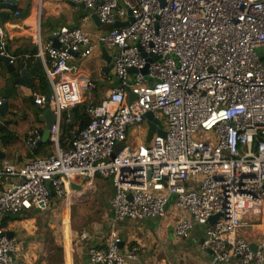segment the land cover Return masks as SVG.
<instances>
[{"label":"built area","instance_id":"2783aa9c","mask_svg":"<svg viewBox=\"0 0 264 264\" xmlns=\"http://www.w3.org/2000/svg\"><path fill=\"white\" fill-rule=\"evenodd\" d=\"M67 2L85 12L83 23L96 16L106 30L92 38L80 27L62 26L55 47L42 43L43 14L38 20L32 43L51 92L49 108L42 94L32 96L54 117L48 136L54 152L22 165L0 162V264H18L16 239L2 227L6 217L43 213L52 196L68 197L75 179L96 177L111 184L113 225L160 221L173 205L181 215L174 235L186 239L193 224L205 226L219 215L201 242L209 264H264V231L255 234L264 229V0ZM5 38L0 26V57H9ZM98 47L114 53L116 84L87 107L88 125L62 141L63 115L95 88L69 61L87 59ZM147 114L158 124L144 144ZM119 244L112 229L105 247L89 251L91 262L136 260L135 247L122 252Z\"/></svg>","mask_w":264,"mask_h":264},{"label":"crops","instance_id":"0c3cea01","mask_svg":"<svg viewBox=\"0 0 264 264\" xmlns=\"http://www.w3.org/2000/svg\"><path fill=\"white\" fill-rule=\"evenodd\" d=\"M3 1L5 0H0V5ZM16 10L19 12L17 16L7 7L0 10V26L9 41L8 51L16 57L11 74L7 66L0 62V93L8 80L20 75L24 63L28 64L26 70L29 77L37 79V84L25 91H22L20 85H16L15 89H19L18 93L14 92L16 101L10 100L9 108L4 115H0V162L6 159L22 165L35 157H47L54 152L48 140L41 142L49 120L47 113H52L34 105L32 96L35 92L43 96L46 94L39 81L41 77H45L43 63L37 56V46L32 43L41 14V41L51 42L55 47L58 46L55 34L62 26L80 27L92 38L103 33L106 28L100 25L95 16H90L83 23L81 18L85 12L72 10L67 0H18ZM103 49L98 47L87 59H80L75 55L69 61L70 66L77 68L81 80L94 83L95 88L83 94L82 103L87 106L100 104L110 87L116 84L113 75L114 53L105 49V54ZM74 130L76 129L72 131ZM146 138L147 135H144L142 143H149ZM131 140L135 146L134 135H131ZM32 142L33 147H30ZM78 184L82 187L78 199L72 197L71 193L64 200L52 196L50 207L43 213L30 211L4 219V231L14 237L19 246L18 264H93L89 251L94 247H105L112 229L120 239V251L125 252L134 247L137 249V258L131 264L210 263V252L201 246L209 223L205 226L193 224L186 239H177L173 227L181 215L171 205L167 207V215L163 220L113 225L110 182L105 190L100 179L88 184L79 181ZM88 191L92 193L86 196ZM81 206L86 207L87 211L76 214L75 210ZM262 231L264 229L257 230L255 234L259 235ZM83 232L88 234L87 241L80 239Z\"/></svg>","mask_w":264,"mask_h":264},{"label":"water","instance_id":"95a60500","mask_svg":"<svg viewBox=\"0 0 264 264\" xmlns=\"http://www.w3.org/2000/svg\"><path fill=\"white\" fill-rule=\"evenodd\" d=\"M9 1L13 3V6L12 7H7V9L9 11H11V12H15L16 11V5H15L16 0H9ZM4 8H6V6L1 4L0 5V10L4 9ZM1 15H3V14H1ZM95 19H97L96 16H95ZM129 21L131 22V19ZM119 26L120 25L117 23V24L114 25V28H117ZM103 53L106 54L105 49H103ZM0 62L4 63L7 66V70L9 71L10 74L14 71L13 66L10 64V58L9 57H7V56L0 57ZM134 72H135L134 69L130 70V73H134ZM140 72L143 75H146V73H147L146 67L143 70H141ZM16 85H20V87L22 88V91H25V89L30 90L31 87L33 86L32 85V79H31V77H29L28 72H27L26 69H23V71L20 73V75L17 78H11L10 80H8L7 83H6V87L3 89V91H1L0 94L2 95V98L5 99V102L2 104V106H0V115H4V113L7 111V109L9 108L10 100L16 101L17 97H16V95H14V91H15V86ZM50 94H51L50 89L47 88L46 89V94L44 96V99H45V102H46V104H45V108L46 109L49 108V106L47 104V101H48V98H49ZM133 99H134V96L130 95V101H132ZM47 112H49V111H47ZM69 116L72 119L71 112H69ZM46 117L49 120L47 122L45 131H43V133H42L41 142H45V141L48 140L49 128L52 125V123L54 122V117L52 115L47 113ZM145 119L149 120L148 132H147L146 140H147V142H150L152 134L155 131V124L156 123L158 124V121L151 122L152 121L151 114H147L145 116ZM157 134L158 135H162L163 133H162V131L159 130V131H157ZM78 183H79V179H75V182L70 184V191H71L72 197H74V198L77 197L76 199H78V195H80V191L82 189V187ZM88 192L89 193H87L86 196H88V195H90L92 193L91 191H88ZM218 218H219V215H216V216L212 217L208 221L209 224H213ZM7 235L9 237H11L10 234H7Z\"/></svg>","mask_w":264,"mask_h":264},{"label":"trees","instance_id":"16d2710c","mask_svg":"<svg viewBox=\"0 0 264 264\" xmlns=\"http://www.w3.org/2000/svg\"><path fill=\"white\" fill-rule=\"evenodd\" d=\"M4 44H5V54L16 60V57H13V55H11L8 51L9 41L7 38L4 39ZM24 66L27 68L28 64L24 63L23 67ZM39 81H40V85L42 86V89L46 90V88H48L46 78L41 77ZM87 107L88 106L86 103L79 104L76 108H74L71 111L72 119L66 113L63 115L62 135H61L62 141L71 137L70 132L73 129L81 131L88 125L89 115L87 114Z\"/></svg>","mask_w":264,"mask_h":264},{"label":"rangeland","instance_id":"374dc122","mask_svg":"<svg viewBox=\"0 0 264 264\" xmlns=\"http://www.w3.org/2000/svg\"><path fill=\"white\" fill-rule=\"evenodd\" d=\"M164 118H162V125H161V127L162 128H164V126H165V124H164ZM96 179H100L101 180V182H102V184H103V188H104V190L108 187V182H109V180L108 179H106V178H98V177H96ZM89 182L88 181H84V183L83 184H88ZM101 187V188H102ZM100 190H103V189H100ZM69 193H71V191L69 190ZM105 193L107 194V191H105ZM68 201V200H67ZM92 209H94V208H92ZM87 211V208L86 207H84V206H81V207H79L78 209H76L75 210V213L76 214H84L85 212Z\"/></svg>","mask_w":264,"mask_h":264}]
</instances>
